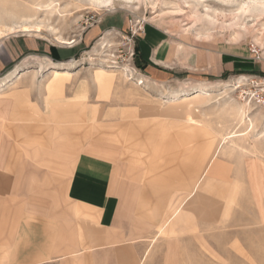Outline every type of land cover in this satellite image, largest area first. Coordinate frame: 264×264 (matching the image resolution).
I'll use <instances>...</instances> for the list:
<instances>
[{"label": "crops", "instance_id": "obj_1", "mask_svg": "<svg viewBox=\"0 0 264 264\" xmlns=\"http://www.w3.org/2000/svg\"><path fill=\"white\" fill-rule=\"evenodd\" d=\"M140 48L152 71L173 70L179 63L191 67L188 49L176 52L162 29L147 30ZM236 52L213 55L212 61L198 55L193 66L216 75L247 68L248 58ZM29 61L0 80V264H145L150 249L141 255V247L151 227L171 224L177 232L167 239V257L173 258L174 246L184 251L202 243L205 216H212L207 210L264 209V153L233 145L216 152L221 137H212L215 149L206 147L205 160L199 154L191 159V174L187 151L177 167L157 171L161 165L155 162L171 148H157L147 171L129 158L120 167L114 157L125 156L121 146L113 149L100 133L92 135L88 118L77 125L76 84L61 83L65 75L56 73L61 62ZM105 72L99 69V83L107 97L114 80ZM199 96L171 94L166 108L149 112L160 110L156 118L187 116L177 126L183 131L196 126L188 116L197 111L193 103ZM132 129L112 133L110 141L127 146ZM206 129L198 127L209 135ZM166 130L162 125L161 136L167 137ZM155 135L148 130L139 150L149 153ZM147 172L155 173L146 177ZM242 202L251 205H229ZM144 210L152 213L142 219Z\"/></svg>", "mask_w": 264, "mask_h": 264}, {"label": "rangeland", "instance_id": "obj_2", "mask_svg": "<svg viewBox=\"0 0 264 264\" xmlns=\"http://www.w3.org/2000/svg\"><path fill=\"white\" fill-rule=\"evenodd\" d=\"M111 1V5L103 6L96 0H0V80L28 60L61 62L56 69V73L65 75L61 83L76 84L77 125L81 119L88 118L93 126L92 135L100 133L113 149L121 146L119 149H124L125 156L118 161L114 157L120 167L124 158H129L147 171L157 148H171L172 152L162 156V161L155 162L161 165L157 171L177 167L176 160L187 151L191 174L194 163L191 159L199 154L205 160L206 147L211 145L214 150L217 145L212 137L217 139L230 132L239 134L232 143L233 148L249 153L253 149L263 154L264 136L260 134L264 131V6L253 5L245 13L241 9L243 0ZM13 24L29 25L30 30L18 27L11 33L7 27ZM149 29L168 33L176 52L188 49L191 67L179 63L173 70L163 66L155 71L146 68L148 62L142 53L137 57L136 46L142 45ZM58 37L75 42L63 44ZM229 47L232 49L226 50ZM52 49H57L59 58ZM224 51H237L241 59L248 58L244 64L247 68L226 70L221 75L194 68L198 55L204 54L212 61L213 55L219 57ZM71 63L73 67H69ZM100 68L106 69L105 74L113 75L107 97L100 90ZM241 76L245 78L240 87L225 85H235ZM253 79L259 80L257 85L252 84ZM204 85L208 94L199 96V101L193 103L197 108L192 116L196 126L189 125L182 131L177 126L187 116L156 118L160 110L149 112L152 107L166 108L173 92L193 96ZM240 108L246 111L244 118ZM143 122L148 124L141 126ZM162 125L167 126V137L161 136ZM130 126L135 134L127 146L110 141L112 133ZM198 127L207 128L210 134L199 133ZM148 130L156 134L149 153L139 150ZM204 160L201 163L206 166L208 161ZM149 173L146 177L155 172ZM172 196L177 195L172 193ZM147 213L152 212L144 210L139 214L144 219ZM207 213L213 217L205 216L202 243L194 246L190 243L184 251L180 245L174 246L173 258L167 257L171 249L167 239L177 235L171 224L163 230V225L148 229L147 240L141 247V255L150 249L145 264H167L168 261L171 262L168 264H264V209H210ZM170 214L166 211V216Z\"/></svg>", "mask_w": 264, "mask_h": 264}, {"label": "bare ground", "instance_id": "obj_3", "mask_svg": "<svg viewBox=\"0 0 264 264\" xmlns=\"http://www.w3.org/2000/svg\"><path fill=\"white\" fill-rule=\"evenodd\" d=\"M99 4L103 5V6H109L111 5L112 1L111 0H96ZM202 1V0H201ZM253 5H261V6H264V0H243V2L241 3V9L247 13L250 11L251 7ZM210 16V14H208ZM211 17V16H210ZM29 18V17H28ZM26 19V18H25ZM28 20V19H27ZM25 21V20H24ZM23 21V22H24ZM31 21V20H30ZM29 21V22H30ZM198 21V20H197ZM27 21V23H29ZM15 23V22H14ZM17 23V22H16ZM31 23V22H30ZM29 23V24H30ZM38 23V22H37ZM33 24V23H32ZM31 24V26H32ZM14 25V24H13ZM34 25V24H33ZM37 25V24H36ZM39 26V24H38ZM43 26V25H42ZM18 27H22V30L24 31H27V30H30V26L29 25H19V24H16L14 26H8V30L12 32L16 31V28ZM40 27V26H39ZM38 27V28H39ZM2 29V27H1ZM3 29H4V26H3ZM37 29V27H36ZM5 30V29H4ZM7 30V29H6ZM5 30V31H6ZM35 30V28H34ZM2 31V30H1ZM37 31H41L40 28L37 29ZM3 32V31H2ZM9 32V31H7ZM5 33V32H4ZM264 34V33H263ZM5 35V34H4ZM7 35V34H6ZM2 36V34H1ZM2 39V38H1ZM57 40L60 42V43H63V44H73L75 42V40H66V39H63L61 37H58ZM245 77L241 76L239 77L238 81L235 83V85H231L230 83H226L225 85L227 86H235L236 88L237 87H240L241 86V83L243 82ZM246 80V79H245ZM208 89H207V86H200L199 88L196 89V91L194 92L196 95H200L202 96L203 94H208ZM173 97L176 98V97H180L181 95H183V97H187L191 94H181L180 92L176 91V92H173ZM240 113H241V117H243V115L246 113V111L243 109V108H240ZM246 115V114H245ZM193 115L190 113L189 116H188V119L190 121H195L194 117H192ZM244 118V117H243ZM250 119V118H249ZM251 122V124H253L252 120L250 119L249 120ZM260 135H263L264 136V131L260 134ZM239 136V134H237V132H230L228 135L226 136H222L221 139H220V145H219V149H216L217 151L216 152H221L222 150L226 149L227 147H230V145H232V143H234L235 139Z\"/></svg>", "mask_w": 264, "mask_h": 264}, {"label": "trees", "instance_id": "obj_4", "mask_svg": "<svg viewBox=\"0 0 264 264\" xmlns=\"http://www.w3.org/2000/svg\"><path fill=\"white\" fill-rule=\"evenodd\" d=\"M52 51H53L54 56L59 58L57 49H52ZM136 55H137L138 58L141 57V48L139 46H136ZM138 66L142 68V65L140 63H138ZM143 67H145V66H143Z\"/></svg>", "mask_w": 264, "mask_h": 264}, {"label": "built area", "instance_id": "obj_5", "mask_svg": "<svg viewBox=\"0 0 264 264\" xmlns=\"http://www.w3.org/2000/svg\"><path fill=\"white\" fill-rule=\"evenodd\" d=\"M255 52L258 54V50H255ZM252 81V84H258L259 80H256V79H253L251 80ZM262 81V80H261Z\"/></svg>", "mask_w": 264, "mask_h": 264}]
</instances>
